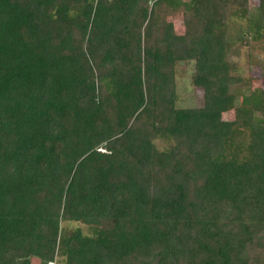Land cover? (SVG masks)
<instances>
[{
  "label": "trees",
  "instance_id": "trees-1",
  "mask_svg": "<svg viewBox=\"0 0 264 264\" xmlns=\"http://www.w3.org/2000/svg\"><path fill=\"white\" fill-rule=\"evenodd\" d=\"M249 4L0 0V264H264V89L230 92L264 52Z\"/></svg>",
  "mask_w": 264,
  "mask_h": 264
},
{
  "label": "rangeland",
  "instance_id": "rangeland-1",
  "mask_svg": "<svg viewBox=\"0 0 264 264\" xmlns=\"http://www.w3.org/2000/svg\"><path fill=\"white\" fill-rule=\"evenodd\" d=\"M249 6L251 11L257 10L259 0H249ZM174 25L175 31L178 34L184 33V23L181 14H175L170 19ZM240 25L244 24V21H238ZM240 55L233 57V61L236 63L235 72L237 75L242 77L244 81H250V85H244V82L233 84L230 87V92L237 95L238 99H241L239 93L243 92L244 95H250L254 91L264 89V78L261 74L259 66L252 64L250 61L252 57L260 56L264 59V52L262 51L258 43L255 44V48L250 45H243L240 47ZM195 70V64L193 61L181 62L177 67V93L179 95V101L177 103L178 108H195L203 105V91L199 88L194 87L191 84V75ZM222 118L225 121H233L235 118V111H227L222 113ZM155 144L160 150H165L168 147V143L162 140L155 141ZM62 226L70 228H82L85 234H90L87 226L80 225L79 223L63 222ZM18 264H40V261L36 258H30L28 260H20ZM55 264H65V261H58Z\"/></svg>",
  "mask_w": 264,
  "mask_h": 264
}]
</instances>
